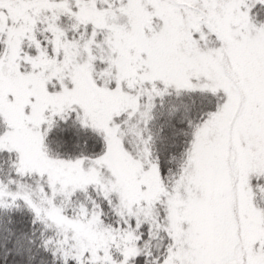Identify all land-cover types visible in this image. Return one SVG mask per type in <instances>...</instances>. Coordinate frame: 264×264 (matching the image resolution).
Listing matches in <instances>:
<instances>
[{"label": "snow or ice", "instance_id": "obj_1", "mask_svg": "<svg viewBox=\"0 0 264 264\" xmlns=\"http://www.w3.org/2000/svg\"><path fill=\"white\" fill-rule=\"evenodd\" d=\"M0 264H264V0H0Z\"/></svg>", "mask_w": 264, "mask_h": 264}]
</instances>
